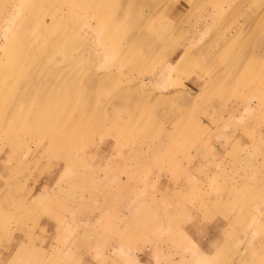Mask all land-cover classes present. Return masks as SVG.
<instances>
[{
  "label": "rangeland",
  "instance_id": "1",
  "mask_svg": "<svg viewBox=\"0 0 264 264\" xmlns=\"http://www.w3.org/2000/svg\"><path fill=\"white\" fill-rule=\"evenodd\" d=\"M144 1L154 5L51 0L61 8L47 33L31 0H0V264H200L202 251L207 264H236L251 247L264 264V82L258 68L207 79L222 71L233 46L214 61L219 40L243 29L250 3L264 26V0L240 11L228 7L235 0L219 9L218 0H160L146 30L175 41L150 55L134 27ZM26 11L43 26L32 28ZM207 80L219 92H204ZM45 83L73 88L37 107L31 86ZM36 108L46 119L25 125ZM223 230L229 245L215 241Z\"/></svg>",
  "mask_w": 264,
  "mask_h": 264
},
{
  "label": "bare ground",
  "instance_id": "2",
  "mask_svg": "<svg viewBox=\"0 0 264 264\" xmlns=\"http://www.w3.org/2000/svg\"><path fill=\"white\" fill-rule=\"evenodd\" d=\"M121 1H123V0H121ZM153 2H154V5H152V1H149V2H145L144 1V2H141L137 6L138 9H140L143 6H146L147 12H141L139 14V17L135 21V25H134V27L137 29V32L139 34H141L143 37H147L148 38L147 39V43L142 48V51L145 54H147V55L148 54L150 55L151 53L157 51L158 49L163 51L164 49H166L170 45H172L174 43V41H175L174 40V36L169 34V30L167 32V30H165V29L159 30V32L156 35H154L153 38L151 36H149L150 34L146 30V28L149 25V20L153 19V18H156L157 11H158V8L160 6V0H153ZM226 2H227V0H218L214 4L218 7L217 9H219V7L221 8L223 5H225ZM246 2L247 1H245V0H235L233 3H230V5H228V7L232 8V10L235 9L237 11H240L241 8H242L240 6H243V4H245ZM150 5H152V6H150ZM156 5H157V7H156ZM31 7H33V12L37 11V13H43L44 17L42 18V20L45 21V27H47L46 28L47 33H50V32L52 33L54 31V28H53V25H52L54 20L52 19L53 13H51V11H54V10L59 11L61 7H56L54 5L52 6L51 0H31ZM249 7H250V15L245 17V19L243 21V23H244L243 29L238 28L237 29V32H238L237 34H232L231 36H228V37H226V34L224 33L222 35V38H220L219 43H221L222 49L219 52H218V50L216 51V53L214 54V57H213L214 61H223V59L221 57V54L223 53L222 50H223L224 47H227V45H232L233 48L229 49L231 52L229 53L228 59H227L226 63L224 64V66L222 68V71H220L217 75H215L211 79L207 78L209 81H211V83H213L215 77L220 75L221 73H225L228 77H232V75L233 76H239V75H245L246 76V75L252 74L254 71H256L255 68H258L260 70V72H258V70H257V72H258L257 74H253L257 78L256 79L257 83L260 84V83L264 82V28H263L264 26H262V23H261L259 7L253 6L252 3H250ZM26 15H28L27 22H30L32 28H35V27L38 28L39 26H43L42 23H40L38 21H33V18L36 16L35 14L30 13V17H29L28 12L26 11ZM30 18H31L32 21L30 20ZM210 20H211L210 22H208V21H206V22H207V24L210 27H213L211 25V23H214L217 19H216V17H213ZM242 30H244V32H247V36L243 40H241L240 44H242V46L239 47L238 44L235 45V44H232V43L237 41V39L240 37V32ZM255 32H258V37L260 36V39H261V40L259 39L258 42H257V43H259L258 46H256V44H252L250 42L246 43V41L250 38V36L251 37L254 36ZM6 41H8V40H3L2 41V44L0 45V53H3L4 49L2 47H3V44ZM223 41H224V44L222 43ZM124 51H125V49H124ZM125 55L128 57L129 53L126 52ZM179 56L183 57L182 62L184 64H188L193 59L191 57V55L189 53H187V51H184V50H181V55H179ZM32 64L33 63L28 64V70H27V73H26V76H25L26 77V81H22L21 82V84H23L25 82L24 83V87L29 85L28 82H31L33 80V77H34L33 72H34V69L36 68V66L34 67V66H32ZM38 68H40V67H38ZM3 69H1L0 74L2 73ZM29 71H31V72H29ZM208 80L202 86V89L204 90V92L211 93L212 89H213V92L215 91V89H216V93L219 92L218 91L219 89L213 88L211 85L208 84ZM247 83H249V79H248ZM31 87H32V89L30 88L31 89V92H30L31 93L30 94L31 99H30V101H32V103H35L36 104L35 106L41 107V106L45 105L46 102L53 101L55 99L54 98L55 95L60 93L59 92L60 90L62 91V89H64V88L72 89L73 85L71 83L55 85L54 88H49L48 89V91L50 93L47 92V90H46L47 89L46 83H45V85H43L41 87L39 86V84L36 85V86H31ZM55 89L58 90V92H54ZM208 90H210V91H208ZM120 96L121 97L119 98V102L123 103L125 105L124 107H127L126 104L131 99V94L125 92V93H123ZM20 101H22V100L20 99ZM46 115L47 114L43 110H40V109L36 108L35 110H33L31 119H29L27 121V118H26L24 120V123H25V125H28V124H31V123H35L37 121H41V120L44 121L46 119ZM111 116H113V115H111ZM108 117H109V115H108ZM133 117H135V116H133ZM110 120H112V119H109V121ZM51 124H52V126H53V128L55 130L57 128L59 122H57L56 119H52L51 120ZM105 124H106V122H105ZM113 127H114V125H113ZM93 129L96 131V129H97L96 123L94 125H92V130ZM57 131H59V130H57ZM75 131H76V127H74V126L71 127L70 129L68 128V129H66L64 131L62 130L60 132V135H63V136L61 137L60 141L62 142L65 137L70 136L72 133H75ZM125 131H126V127L123 129V132H125ZM262 135L264 137V133H262ZM47 140L51 141V138H49ZM58 143H59V140H58ZM261 164L264 165V152L261 155ZM262 186L263 185L261 184V187H259V190H262L264 188V186L263 187ZM259 205L260 206H258V208L261 207L260 216H263L264 215V196L263 195L259 199ZM237 214H238V216H236ZM233 218H236V219L239 218L240 219V214L239 213H235ZM234 222H235V219H234ZM228 223H229L228 221H225L221 225V227H223L224 224L226 225ZM231 226L235 227V226L232 225V223H231ZM230 233L232 234L234 232H230ZM228 234L229 233H227V232H225L223 230L222 232L218 233V236H216L215 241L219 240L220 241L219 243H224L226 245H229L230 241L227 239V235ZM247 236H250L249 232H247ZM219 243L217 244V242H215V243H213L210 246L214 247V249H216L220 245ZM218 248H220V247H218ZM243 250H245V246H243ZM254 250H255L254 254L255 253L257 254L258 248L255 249V247L254 248L251 247L248 250L250 252L249 253L250 256L253 255L252 252ZM235 252H236V249L232 253L233 256H234ZM249 257L244 252L241 253V255H239V257L237 259V263L236 264H259L258 261H257V258L252 261L251 260L252 258H249Z\"/></svg>",
  "mask_w": 264,
  "mask_h": 264
},
{
  "label": "crops",
  "instance_id": "3",
  "mask_svg": "<svg viewBox=\"0 0 264 264\" xmlns=\"http://www.w3.org/2000/svg\"><path fill=\"white\" fill-rule=\"evenodd\" d=\"M200 254H201L200 256H202L201 261L199 260V258L197 260L200 262V264H207L206 260H204V258H203L204 251H202Z\"/></svg>",
  "mask_w": 264,
  "mask_h": 264
}]
</instances>
